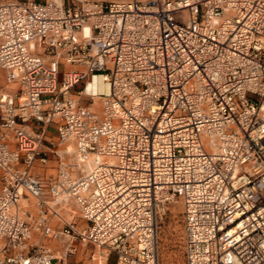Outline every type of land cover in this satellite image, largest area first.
<instances>
[{"label": "built area", "instance_id": "obj_1", "mask_svg": "<svg viewBox=\"0 0 264 264\" xmlns=\"http://www.w3.org/2000/svg\"><path fill=\"white\" fill-rule=\"evenodd\" d=\"M0 69V264H264V0H2Z\"/></svg>", "mask_w": 264, "mask_h": 264}, {"label": "rangeland", "instance_id": "obj_2", "mask_svg": "<svg viewBox=\"0 0 264 264\" xmlns=\"http://www.w3.org/2000/svg\"><path fill=\"white\" fill-rule=\"evenodd\" d=\"M2 1V0H0ZM64 66H61L60 80H62V73L64 71ZM0 89L2 87H7L10 91H15L17 89V84L13 82H8L6 78V73L4 70L0 69ZM98 79H94L91 83L92 88L88 89L91 91L97 86ZM85 84L79 85L76 89L84 88ZM51 134L54 133V128L50 130ZM70 157V156H67ZM52 166L56 165V160L52 161ZM87 165V164H86ZM87 169V167H86ZM53 172V171H52ZM185 232L183 225V206L181 202H174L169 206L166 214L163 215L159 223V254H160V264H185ZM55 247H59L57 243L54 244ZM87 256L82 254L78 257H72L70 259L71 264L80 259H86ZM116 261V256L111 257L110 264H114Z\"/></svg>", "mask_w": 264, "mask_h": 264}, {"label": "bare ground", "instance_id": "obj_3", "mask_svg": "<svg viewBox=\"0 0 264 264\" xmlns=\"http://www.w3.org/2000/svg\"><path fill=\"white\" fill-rule=\"evenodd\" d=\"M96 79H98V78H96ZM92 86H93V84L90 82V83L88 84L87 91H88V89L92 88ZM73 150H74V149H73L72 146H68V148H67V151H68V152H72ZM98 157H100V156H98V155H93L92 157L89 158L88 162L86 163V164H87V165H86L87 169H89V167L92 166V165L95 163V161L97 160ZM86 167H85V168H86ZM87 169H86V170H87Z\"/></svg>", "mask_w": 264, "mask_h": 264}, {"label": "crops", "instance_id": "obj_4", "mask_svg": "<svg viewBox=\"0 0 264 264\" xmlns=\"http://www.w3.org/2000/svg\"><path fill=\"white\" fill-rule=\"evenodd\" d=\"M0 75H1V73H0Z\"/></svg>", "mask_w": 264, "mask_h": 264}]
</instances>
